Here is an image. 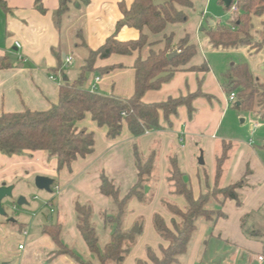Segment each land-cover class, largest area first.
Segmentation results:
<instances>
[{
  "label": "crops",
  "instance_id": "1",
  "mask_svg": "<svg viewBox=\"0 0 264 264\" xmlns=\"http://www.w3.org/2000/svg\"><path fill=\"white\" fill-rule=\"evenodd\" d=\"M4 1L7 11L0 7V58L8 57L11 65L0 70V116L25 109L35 112L49 110L58 102L61 83H73L78 79L89 51L98 50L110 37L118 42L136 41L139 38V32L127 26L115 32L116 24L123 19L122 9L128 10L133 0H88L85 5L68 0L67 11L59 27L55 24V16L61 2L66 1L42 0L44 14L34 9V0ZM222 6L225 10L223 3ZM203 14L196 35L182 34L188 35L202 52L211 49L205 28L200 26L205 20ZM185 24L179 26L184 27ZM207 24L208 28L216 26L208 20ZM252 24L259 29L264 24V17H254ZM180 36L175 38L180 40ZM235 51L255 58V62L248 64V69L253 77L259 78V70L263 69V53H254L247 47ZM57 54H60V59L56 57ZM144 55L133 52L131 55L112 54L106 59H96L94 71L86 74L83 88L89 90L95 79L99 78L96 93L130 98L134 93V62ZM65 57L73 60L68 68L63 67ZM255 63L260 67L257 68ZM189 67L193 69L174 73L159 90L147 92L142 101L160 103L169 98L200 93L192 101L191 116L183 106L168 120L161 115L160 129L156 131L135 138L123 124L119 135L110 138L107 136V127H99L86 115L83 120L76 122L75 127L93 134V151L84 158H77L69 170L57 171L56 160L50 159L44 151L24 153L27 156L8 157L0 154V184H10L17 178L26 180L30 176H46L53 180L51 189L52 193H56L55 199L47 198L37 205L38 214L28 216L33 207L30 208L24 195L31 188L27 182L18 185V196H23L26 205L20 208L13 206L14 213L9 217L0 215V264H78L68 256L55 255L57 247L44 233V229L56 225L62 229V244L83 258L90 259L88 247L76 227L74 204L78 201L91 206V222L98 239L102 237V240H109L110 231L104 227L102 214L109 212L112 205L99 192L100 176L111 180L118 189L119 197L123 198L137 181L134 146H137L141 158H147L154 152L151 180L154 179L155 186L150 204L141 206L135 201L130 203V213L124 220L123 229L129 232L134 219L144 216L151 220L155 214L160 215L171 227L172 216L164 208L163 202L173 203L180 210H185L186 202L171 193L167 181L169 159L176 158L193 196L197 198L205 191L203 174H206V183L210 187L213 184L215 159L223 143L231 144V149L223 167L220 186L226 187L244 178L247 186L238 191L242 204L237 206L234 201H226L221 208L225 217L218 219L215 224L199 220L182 263L197 264L208 250L216 252L222 247H237L261 256L264 249V157L253 149L250 140L243 143L230 136L229 131L222 133V123L231 110L222 82V76L228 69L221 71L217 77L204 60L194 61ZM58 68L64 73L56 72ZM198 68L206 69L201 71ZM65 78L67 81H64ZM235 113L239 115L240 125L246 126L247 119L240 115L242 111ZM201 153L204 161L202 166L198 164ZM28 154L31 156L28 157ZM250 231H258L261 235L251 236ZM159 239L157 247H146L143 251L140 249L139 260H146L148 248L160 255V248L167 247L168 243ZM132 256L129 264H136L137 259Z\"/></svg>",
  "mask_w": 264,
  "mask_h": 264
},
{
  "label": "trees",
  "instance_id": "2",
  "mask_svg": "<svg viewBox=\"0 0 264 264\" xmlns=\"http://www.w3.org/2000/svg\"><path fill=\"white\" fill-rule=\"evenodd\" d=\"M167 1V0H164ZM162 6H156L154 0H133L128 10L122 9L123 19L116 24L117 33L122 27L134 28L139 32L136 41L118 42L110 37L96 51H89L84 66L81 68L78 79L73 83L62 82L59 87L58 102L44 112H35L25 109L18 113L2 114L0 116V154L11 157L26 152L44 151L49 158H55L57 171L70 169L77 158H84L93 151V134L75 127L86 115L91 117L99 127H107V136L115 138L119 135L122 125L126 124L130 134L137 138L147 132L160 129V117L166 120L176 115L178 108L186 107L189 116L193 110V99L200 93L188 94L178 98H169L160 103H144V95L149 91L159 90L174 73L192 70L188 65L197 54V46L190 37L185 35L178 41V54L171 59V44L173 34L161 40L148 43V35L158 36L164 33L168 25H184L188 20V12L193 10L194 0H168ZM233 1V0H232ZM222 5V0H218ZM67 3L60 4L55 16V24L59 27L63 14L67 11ZM76 3L85 5L88 0H76ZM236 19L228 25L209 27L205 31L208 44L215 50H234L249 48L264 55V26L259 32V39H254L251 19L264 16V0H237ZM0 7L7 11L6 3L0 0ZM34 9L40 14L45 13L42 0H34ZM229 8L225 9L227 11ZM256 33L255 31H253ZM134 62V93L130 98L123 99L114 96L101 95L83 88L86 74L93 72L96 59H106L112 54L131 55L133 52L143 53ZM60 59V54L56 55ZM8 57L0 58V70L10 67ZM203 71L206 68H198ZM63 74L58 68L56 72ZM104 71H108L105 69ZM223 86L228 92H234L236 101L234 108L242 112L250 111L254 104L264 110V87L260 88L253 79L246 64L232 65L222 76ZM238 104V105H237ZM124 113V116H121ZM220 154L215 159L212 188L206 183V174H203L202 183L206 192L197 198L185 174L180 170L175 157L169 159L167 181L174 196L182 197L186 202L185 210H180L175 204L163 202L164 208L172 216L171 227L158 214L153 216V226L158 236L168 243L160 248V257L151 250L146 251V260H137L136 264H181L189 245L197 231V222L203 220L215 224L218 219L224 218L221 211L226 201H234L237 206L242 204L239 190L247 186L245 179L221 187L223 167L228 159L231 144H222ZM135 168L137 181L128 193L119 197L114 183L104 175L100 176L99 192L112 205V213L102 214L104 227L111 228L110 238L102 249L98 246V235L92 224V208L88 204H74L76 227L98 264H122L130 251L135 234L124 231L123 220L128 212L131 201L143 203L146 200L144 188L150 183L154 170L155 154L152 152L144 161L140 157L137 146H134ZM205 179V180H204ZM244 219H242L243 225ZM61 227L47 226V234L57 247L55 255H65L78 264H91L75 251L61 242ZM251 236H260L258 231H250Z\"/></svg>",
  "mask_w": 264,
  "mask_h": 264
},
{
  "label": "rangeland",
  "instance_id": "3",
  "mask_svg": "<svg viewBox=\"0 0 264 264\" xmlns=\"http://www.w3.org/2000/svg\"><path fill=\"white\" fill-rule=\"evenodd\" d=\"M204 11H205V16H204L205 20H203L204 22L200 25L201 27L205 28L204 31L209 30V28L207 27L208 25L207 20L212 21L214 24H216V26H223L225 24L228 25L229 23L233 22L237 16V11L231 12L230 14L228 10L225 11L223 6L219 4L218 0H197L194 2L193 10H191L187 14L188 20L184 27L168 25L164 33L158 36L148 35V43L153 42L154 39L161 40V42L164 43L163 41L165 39L163 37V34H165L166 37L173 34V41L171 44V49H172V52L178 51L177 45H178L179 40H177L176 38L180 35H181L180 37L183 38L184 36L182 34L184 32L186 34H190L193 36L194 34L196 35L198 32L197 30H199L198 26L201 21V15H202V12ZM252 19H251V24H252ZM0 25H1V20H0ZM262 26H264V24ZM252 28H253L252 33L254 35V39H259V32L261 31L262 27H260L259 29L254 28L252 24ZM253 31H255L256 33H254ZM251 51H253L254 53H258L255 50H251ZM145 52H146V48L143 50V53ZM259 52H262V50H260ZM249 58H250L249 55L244 54L243 52H240V51H235V49L230 51V50H215L211 48V49H208V51H206L205 49V51L202 52V49L200 50L199 48H197V54L193 57L190 63H193L194 61L202 62L204 60V62L209 67V69L212 70L213 73H215V75H217L218 77L221 71L225 69H229L232 64L234 65L235 64H246L248 66V64L251 63V61L255 62V58L253 56H251L250 60H248ZM254 65H257L256 66L257 68L260 67V65L256 63ZM261 65H263L262 71L259 70L261 73L260 74L261 76L257 75L259 77L257 79L253 77V79L256 81V84H258L257 86H259V91H261L260 88L264 87V62ZM76 66H78V63L76 64ZM224 90L226 91L225 88ZM226 92L228 93V91ZM234 111L237 112L240 110H237L234 108V106H231V110L229 111L228 115L224 118V121L222 123V126H221V130L223 131L222 133H226L227 131H229L230 136L236 138L237 140L243 143H247L248 140H252L253 149L259 154H261L262 157H264V110L260 108L259 106H257V104H254L250 111L240 113L241 116L247 119L246 126L244 127L240 125V120L237 117L238 113H235ZM252 121L257 123V128L253 131L250 130L249 128L250 123ZM18 156H27V155L22 154ZM30 156L31 155L28 154V157ZM50 159H55V158H50ZM145 159L146 158H142L143 161ZM35 177L36 176H30L26 180L23 178H17L10 184H7L6 182H3L0 184V188L3 186L7 188L9 187L12 188L11 195L3 199L1 202V207L4 210L3 217H7V216L9 217V215H12L14 213V211L12 210V207L17 206L16 201L19 199V197H23V196H18V192H17L18 185H24L26 184V182L29 183L31 189L27 194L24 195V198L26 199L27 204L30 206V208L33 207L28 212V216H32V214H35V213L38 214L40 212L37 209L38 208L37 205L42 204L44 199L51 198V197L55 199L56 197L55 192H53L52 194H49L45 191H39L34 187ZM154 186H155L154 179H152L150 183L146 184L144 188V192L146 194V200L143 203H139L138 201H135L136 202L135 204L141 205V206H147L148 204H150V202L153 199V193L151 194V192L152 191L154 192ZM211 188L212 186L210 187V189ZM204 192H206V190ZM129 205L127 208L128 212L125 215L124 220L130 213ZM20 207L21 206H18V208ZM111 210H113L112 207H111ZM111 210L109 211V213H112ZM43 212H45V210ZM124 220H123V223H124ZM133 223L134 224L131 225L129 231L135 234L134 243L132 247L130 248V251L128 252V254L125 256V259L122 264H129L132 254H134L132 257H135V260L136 259L139 260L138 257L140 255L139 254L140 249L143 251L146 247H157L156 245L160 243L159 241L160 239L153 226V216L151 220H147L146 217L144 216L138 219L136 218L134 219ZM107 229L111 231L110 230L111 228H107ZM135 231H138V233ZM262 240L264 242L263 237H262ZM107 241H108L107 238L106 240H102V237H100L99 242H98L99 248L102 249ZM156 256L160 257V255H156ZM261 256L264 259V249L261 253ZM81 257L83 258V256ZM257 257L258 256L255 253H249L248 251H245L237 247L235 248L222 247V248L217 249L216 252L212 249L208 250L205 257L201 261H198L197 264H259V262L257 261ZM184 258L180 259L181 264H184L182 263ZM83 261L89 262L91 264H98L96 258L92 255L90 256V259L83 258ZM148 264L150 263L148 262Z\"/></svg>",
  "mask_w": 264,
  "mask_h": 264
},
{
  "label": "water",
  "instance_id": "4",
  "mask_svg": "<svg viewBox=\"0 0 264 264\" xmlns=\"http://www.w3.org/2000/svg\"><path fill=\"white\" fill-rule=\"evenodd\" d=\"M62 1L65 2L66 0H62ZM169 2L170 1H168V0L167 1L154 0V4L156 6H162V5H165L166 3H169ZM222 3L224 4V7L227 9V8H229V6L231 4V0H222ZM177 54H178V51H174L168 55V58L171 59L172 57L176 56ZM64 81H67V79L65 78ZM198 164L201 166L204 164L202 153L199 156ZM52 185H53V180L50 178H46L43 176H36L34 179V187L39 191H45V192L51 194L52 193V189H51ZM11 193H12V188H10V187L7 188V187L3 186L0 188V215L1 216H4V210L1 207V202L6 197L10 196ZM16 205L17 206L26 205L25 199L23 197H19V199L16 201ZM135 232L138 233V231H135Z\"/></svg>",
  "mask_w": 264,
  "mask_h": 264
},
{
  "label": "built area",
  "instance_id": "5",
  "mask_svg": "<svg viewBox=\"0 0 264 264\" xmlns=\"http://www.w3.org/2000/svg\"><path fill=\"white\" fill-rule=\"evenodd\" d=\"M237 0H231V4L229 6V9H228V12L229 14L231 12H236L237 11V3H236ZM205 15V11H204V14ZM15 46L16 47H19L18 43H15ZM73 64V60L70 58V57H65L64 58V61H63V67L64 68H68L70 67L71 65ZM99 81V78H96L95 79V82L94 84L91 86V88L89 89L90 92H95L96 91V83ZM227 93V92H226ZM226 101L227 103L230 105V106H233V104L235 103L236 101V95L234 92H228L227 93V97H226ZM121 116L123 117L124 116V113H121ZM257 128V123L256 122H253L252 123V131L255 130ZM250 145H253V142L252 140H250ZM15 208V206L13 207ZM19 249H22V246H19ZM257 261L260 263V264H264V259L262 256H258L257 258Z\"/></svg>",
  "mask_w": 264,
  "mask_h": 264
}]
</instances>
